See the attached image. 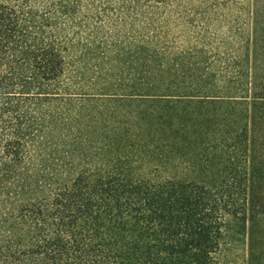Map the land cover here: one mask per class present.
Returning a JSON list of instances; mask_svg holds the SVG:
<instances>
[{
    "label": "trees",
    "instance_id": "obj_1",
    "mask_svg": "<svg viewBox=\"0 0 264 264\" xmlns=\"http://www.w3.org/2000/svg\"><path fill=\"white\" fill-rule=\"evenodd\" d=\"M200 1L0 0V264H264V0Z\"/></svg>",
    "mask_w": 264,
    "mask_h": 264
},
{
    "label": "rangeland",
    "instance_id": "obj_2",
    "mask_svg": "<svg viewBox=\"0 0 264 264\" xmlns=\"http://www.w3.org/2000/svg\"><path fill=\"white\" fill-rule=\"evenodd\" d=\"M210 2L209 0H206ZM233 0H223L222 2H231ZM244 1V0H243ZM188 2V0H186ZM190 3L194 5H199L201 3L200 0H189ZM206 3V2H205ZM246 3V2H245ZM247 6V4H246ZM245 12V11H244ZM215 15V16H214ZM225 16V17H222ZM217 17L218 20H215V24L210 28L214 31L220 32L221 34H225L229 31L228 23L235 19H240L241 23H246L248 17H246V13L241 14L238 12L237 5L228 4L226 6H222L220 9L216 10H208L207 16L204 17V27L208 21ZM226 19V20H225ZM248 29H245V33H247ZM230 243V244H229ZM247 246H248V236L247 234L235 237V240L231 242L228 241V244L224 245L222 255L224 256V264H247Z\"/></svg>",
    "mask_w": 264,
    "mask_h": 264
}]
</instances>
